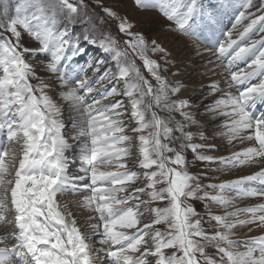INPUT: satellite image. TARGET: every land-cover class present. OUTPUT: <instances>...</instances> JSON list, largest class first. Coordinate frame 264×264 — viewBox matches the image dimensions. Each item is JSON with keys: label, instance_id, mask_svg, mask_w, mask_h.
Segmentation results:
<instances>
[{"label": "snow or ice", "instance_id": "snow-or-ice-1", "mask_svg": "<svg viewBox=\"0 0 264 264\" xmlns=\"http://www.w3.org/2000/svg\"><path fill=\"white\" fill-rule=\"evenodd\" d=\"M135 4L141 9H158L182 33L213 45L218 59L227 58L229 87L259 78V83L248 84L238 95L214 101L217 109L230 108L221 113L233 117L227 124L229 142L237 138L254 140L256 146L222 157L201 154L199 149L213 146L191 142L194 134L185 128L197 122L184 111L189 102L171 100L180 87L171 86L159 74V63L148 55L165 50L155 40H146L142 32L131 31L133 25L127 19L104 7L107 16L118 19L119 31L129 37L124 44L132 55L139 56L157 84L145 78L132 55L127 49L121 51L110 34L99 41L105 51L114 53L118 70L111 79H123L124 88L121 91L112 87L100 99L87 102L86 95L97 90L93 84L109 78L106 71L92 82L76 79L75 86L62 93L80 118L77 134L84 138L80 156L87 162L84 176L69 178L65 152L72 145L63 135L65 125L58 119L61 110L44 91L49 85L42 81L38 85L31 83V79L40 77L25 57L50 54L46 70L59 73V79L67 85L71 74L62 70V61L71 36L66 25L87 16L85 0H78V4L70 0H26L24 10L35 8L39 12L33 17L36 24L21 15L20 4L14 17L4 8L0 16L6 19L0 20V29L10 36L0 33V131L5 134V142L0 144V223L12 224L13 229L0 236V244L5 245L0 247V264H98L94 252L104 254L103 264H150V257L154 264H264V235L245 241L231 238L237 226L264 225V203L223 215L209 213V221H215L219 229L211 233L203 228L202 218L194 219L199 213L189 203L211 201L227 209L237 197L264 198V167L234 180L202 186L199 177L188 171L184 155L185 150H191L197 160L217 162L225 169L264 161V115L257 118L251 111L258 103L264 104V38L240 46L256 25H261L259 30L264 32V14L249 12L246 16L241 11L237 24L255 18L237 39H232L233 33H222L221 25L233 8V0H135ZM247 7H252L251 0ZM258 11L264 12V5ZM61 12L71 14L64 16L63 30L56 24ZM18 26L38 42L36 47L21 45ZM218 33L226 35V43L220 42ZM84 51L83 47L75 49L77 54ZM249 56L253 58L246 65L248 70H231ZM99 65L97 61L94 70L98 71ZM81 90L85 94L81 95ZM120 95L129 98L130 112L119 100L102 103ZM158 110L178 113L183 122L175 121L171 115L161 117ZM125 112H129L131 124L125 122ZM127 128H131L130 133H126ZM246 131L249 134L242 135ZM134 136L139 145L138 162L126 159L133 155ZM101 166L112 170H101ZM141 177L144 185L135 187ZM76 180L89 181L85 187L90 195L79 204L96 214L90 219L99 223L88 226L90 235L98 236L106 247L97 249L89 244L72 212L57 200L58 194L72 190ZM253 183L257 186H245ZM206 187L219 191L210 194L204 191ZM226 192H235L236 196L229 197ZM145 196L147 199L142 198ZM154 202H164L165 206L153 207ZM241 212L250 214V218L238 219ZM6 214L13 219L8 220ZM145 219L150 222L144 223ZM161 224L166 226L165 231L156 227ZM13 238L18 243L7 246L5 242ZM209 248L216 250L215 256L208 253Z\"/></svg>", "mask_w": 264, "mask_h": 264}, {"label": "rangeland", "instance_id": "rangeland-1", "mask_svg": "<svg viewBox=\"0 0 264 264\" xmlns=\"http://www.w3.org/2000/svg\"><path fill=\"white\" fill-rule=\"evenodd\" d=\"M120 1V2H119ZM72 3H77L78 0H70ZM187 2V0H185ZM249 0H233V8L229 11V14L223 18L222 21V33H227L231 31L233 33L232 39H237L239 33L243 31V28L250 23V19L255 18V16L242 20L239 24L236 23V17L239 15L241 11L245 12V15L249 12L254 13L255 15H262L264 12L258 11L261 5H264V0H251L252 7H247ZM26 3V0H0V12L3 11L4 8H7L8 14L10 16L16 15V6L18 4L21 5V15L26 17L32 24L38 23L33 19L34 16L39 15V12L35 8H29L27 10L23 9V4ZM86 8L84 11L87 12V16H81L78 20L70 21L67 23V28L71 36V43L66 49L65 59L62 61V70L67 74L69 72L74 71V64L79 61L81 57H87L91 60L92 64H97V61L100 62L99 70H103L104 73L107 71L109 73V78L97 85V88L101 87L102 84L105 87H116L118 90L124 88V80H114L111 79V76L117 73V62L114 59V53L105 51L103 47H101L99 41L104 38L106 35H111V37L115 38L117 41V47L124 51L127 49L130 55L131 49L127 48V45L124 44V41L128 40L129 37L121 33L118 28V19L107 16V14L103 11L104 7H110L113 11L117 13V16L122 19H127L133 25L131 31L133 32H142L145 36L146 40H155L157 44H159L165 51L151 53L148 55L151 59L156 60L160 65L159 74L166 78L167 82L175 87L176 75L183 74H191L185 79L187 84L193 85L194 93H200L199 97L188 100L189 108H200L201 110L194 113L192 117L197 122L194 125H190L185 128V131H189V127L194 126L192 133L194 134L192 143L202 144V145H212V148H202L198 151L203 155L209 156H221L227 155L229 152L237 150L239 147L244 148L246 144L250 143L252 145H256V142L244 140L241 141L239 138L232 140L229 142L227 136V124L231 121L233 117L222 115V112L230 111V108H216V104L214 101L219 99H227L228 95H238L235 88L229 87L230 81V72L226 70L225 64L222 62L221 58L218 59V53L216 48L213 45L207 44L202 39H196L192 35H186L178 30L175 26L174 21L168 20L158 9H151L154 13V16L151 17L149 22L141 21L140 19H133L132 12L138 6L135 4V0H100L98 4L96 0H85ZM131 4V5H129ZM125 11V12H124ZM66 12H61L56 17V24L60 30H63L66 22L64 20ZM6 17L0 16V20H5ZM91 20V23H89ZM138 20V21H137ZM156 25V26H155ZM19 30L22 33L20 43L22 46H31L36 47L38 42L34 41V38L26 32L22 26H18ZM261 25H256L241 41L240 46H246L251 44L253 41H258L264 38V32H261ZM4 31L3 29H0ZM7 33V32H6ZM222 33H218L217 36L220 38L219 40L223 43L227 42L226 35ZM10 33H7L8 37ZM93 40H96V43H93ZM13 42L14 39H13ZM77 47H83L85 51L83 53L77 54L75 49ZM208 49V50H206ZM188 50V51H187ZM200 50V52L198 51ZM33 54V53H32ZM31 54V55H32ZM31 55H26V60L29 61ZM41 55V54H40ZM250 60L253 58L251 56ZM132 58L135 61L137 67L140 68L142 74L147 78L151 83L155 86L157 82L151 76V74L144 68L143 61L139 58V56L132 55ZM178 60V61H177ZM180 62V65L176 63ZM179 66V67H178ZM91 69V67L89 68ZM35 72L40 77L39 80L33 78L31 79V83L33 85H38L41 81L44 84L49 85L46 87L44 91L50 97L52 101L56 104V106L61 110V114L58 119H62L65 127L63 128V135L68 144L72 145V147L65 152L66 157V174L69 178L84 176V168L86 167L87 162L81 159L80 156V148L82 143L84 142V138L79 136L77 133L80 131L79 127V116L71 105V102L65 99L62 95L63 92L67 91L69 87H74L75 84L72 83L71 79L68 78V84L65 85L59 79V73H50L46 70V68H37ZM194 76V78H192ZM76 77H73L75 80ZM113 83H115L113 85ZM211 85H216L217 88L213 89L210 87ZM204 92V93H203ZM80 94L83 95V91H80ZM171 100H180V93L170 96ZM95 99L94 92L91 95H86V101L92 102ZM122 101L125 108L129 109L130 112V101L129 98L120 95V96H112L108 97V99L103 100L102 103L108 104L115 101ZM197 101H201L202 104L197 107H193L194 103ZM213 109H215L213 111ZM255 108L252 109L253 116ZM129 112H125L124 119L126 123H132L129 119ZM161 113V114H160ZM158 114L161 117L168 118L171 115L175 121H182L183 118L178 113L165 112L163 110H159ZM219 118L220 120L215 123H220L221 126L218 128V132L212 134L215 138H207L204 139L201 137L200 133L202 132L201 124L205 120ZM211 125H213L211 123ZM135 126L134 124L132 125ZM126 133L131 132V128H127ZM249 133L246 131L242 133V135H248ZM4 132L0 131V144L5 142ZM132 148L131 151L133 153L132 156L127 157L130 162H138V139L134 136L131 142ZM247 144V145H248ZM235 148V149H234ZM237 148V149H236ZM240 148V149H241ZM234 149V150H233ZM239 150V149H238ZM184 155L188 161V171L191 174L199 177V183L203 185H211L215 184L218 180L225 175L223 167H217L219 163L217 162H207L197 160L195 155L191 150H185ZM19 158V157H18ZM129 167H133V164L130 163ZM101 170H112L109 168H105L101 166ZM220 182V181H218ZM89 183L88 180H76L75 183L71 184L70 191H66L64 193L58 194L68 197V205L72 206L71 210L77 211V217L82 219L81 223L83 224H94L99 223L96 219H90V217L95 216L96 214L88 209L80 207L79 202L82 198L88 196L90 193L85 185ZM218 184V183H216ZM144 185V178L141 177L135 184V187H142ZM249 186H257L255 183ZM131 190V189H130ZM204 191L209 192L210 194H216L219 190L212 189L209 187L204 188ZM202 194V193H201ZM228 194V195H227ZM227 196L235 197V192H226ZM143 199H147V197H142ZM240 197H237L234 201L238 200ZM189 203H192L194 207L197 209L199 213L198 217L202 218V226L205 231L215 232L219 230L216 226L215 221H209V213L211 215H223L225 209L223 206L217 205L215 202L211 201H200V200H190ZM153 207H164V202H154ZM238 207L236 205L231 208ZM244 208V207H242ZM240 208V209H242ZM143 210V209H141ZM234 211V210H233ZM242 213V212H241ZM148 213H145V216H148ZM73 216H75L73 214ZM76 217V216H75ZM8 220H12L13 217L11 215L7 216ZM78 222V221H77ZM144 223L150 222L149 219H145ZM10 224L0 223V236L5 235V232L9 229ZM79 223H77V226ZM156 227L160 228L161 231L166 230V226L161 224ZM88 236L87 242L93 245L94 248H102L104 245L100 244V238L98 236H92L88 232H83ZM246 239H240L237 241H245ZM11 242V244H10ZM6 241L7 246L11 247L18 243L17 240L12 239ZM5 245L0 244V247ZM215 249L209 248L208 253L210 255L215 256ZM167 254H171V250H167ZM93 255L97 256L98 264H103L104 254L99 252H94ZM150 264H154L152 258H149Z\"/></svg>", "mask_w": 264, "mask_h": 264}, {"label": "bare ground", "instance_id": "bare-ground-1", "mask_svg": "<svg viewBox=\"0 0 264 264\" xmlns=\"http://www.w3.org/2000/svg\"><path fill=\"white\" fill-rule=\"evenodd\" d=\"M120 2V1H119ZM131 5V4H129ZM125 12V11H124ZM154 16V13L151 9H141L139 7L135 8L134 11L132 12V18L133 19H140L141 21H146V22H149L151 17ZM138 21V20H137ZM156 26V25H155ZM188 51V50H187ZM198 51V50H197ZM200 52V50L198 51ZM50 58L47 56V54H41V55H37L35 53H33L29 59L28 62L32 63L33 66H34V69H37V68H46V64H47V61L49 60ZM178 61V60H177ZM176 63V62H175ZM179 64L180 65V62L179 63H176V65ZM179 67V66H178ZM191 74H183V73H180V74H177L176 75V83L174 86H179L180 87V97L184 100H190L191 98L193 99L194 96L195 98L199 97L200 93H194L193 91V85L191 84H187L185 82V79L190 76ZM192 78H194V76H192ZM204 93V92H203ZM202 104L201 101H197L196 103H194L193 107H197V106H200ZM201 110V107L200 108H185L184 111H187L191 114V116L200 111ZM159 111V110H158ZM161 114V113H160ZM220 119L219 118H215V119H210L209 121L208 120H205L203 121V123L201 124V128H202V132L200 133L201 137L204 138V139H209V138H215L212 134L214 133H217L218 131V128H220L221 124L220 123H215L217 121H219ZM211 123L213 125H211ZM194 126H191L189 127V131H193ZM251 143V142H250ZM246 144V146H244V148H247V147H251V146H254L252 144ZM256 146V145H255ZM239 147L237 150L235 151H232V152H229L227 155H230L231 153L233 152H237V151H242L244 148H241ZM235 149V148H234ZM233 149V150H234ZM226 155V156H227ZM222 156H225V155H221V156H217L215 155L214 157H222ZM217 167H223V165L219 164L217 165ZM261 167H264V161H261L259 164H250V165H244V166H239V167H236V168H231V169H225L224 172H225V175H223V177H221L220 182H216V183H222V182H225V181H230V180H234V179H237L241 176H245V175H248V174H252V173H255L256 171L260 170ZM215 183V184H216ZM226 194V193H225ZM228 195V194H227ZM57 200L60 202V204L62 206L66 205L69 201H68V197H65L63 195H58L57 196ZM83 200V198L81 199V201ZM264 203V198H259V197H240L238 200L234 201L233 205H236L238 207H234V208H227V210H224L223 213H225L226 211H233L237 208H246V207H251V206H256L258 204H262ZM82 207V206H80ZM84 208V207H82ZM72 209V206L69 207L68 205L66 206V210L68 211H71L72 212V215L74 214L75 216V219H76V222L79 223L78 227L80 228V230L82 232H88L90 233V229H89V224H83L81 223L82 219L80 217H77V211L76 210H71ZM86 209V208H85ZM7 216L10 215V214H6ZM238 219H249L250 218V214H247V213H240L239 216L237 217ZM9 226V229L5 232V234L7 232H10L12 231L13 229V225L10 224L8 225ZM251 229V230H250ZM234 234L232 235V239L234 240H239L240 239H246L248 240L249 238L251 237H256V236H259V235H264V225H261V226H255V225H244V226H237V228H235L234 230ZM240 249L243 250V245H239Z\"/></svg>", "mask_w": 264, "mask_h": 264}]
</instances>
